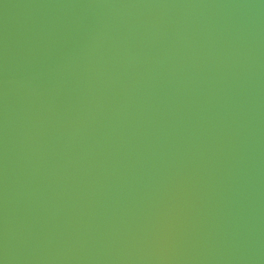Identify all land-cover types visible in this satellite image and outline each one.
I'll list each match as a JSON object with an SVG mask.
<instances>
[{
	"label": "water",
	"instance_id": "95a60500",
	"mask_svg": "<svg viewBox=\"0 0 264 264\" xmlns=\"http://www.w3.org/2000/svg\"><path fill=\"white\" fill-rule=\"evenodd\" d=\"M0 264H264V0H0Z\"/></svg>",
	"mask_w": 264,
	"mask_h": 264
}]
</instances>
